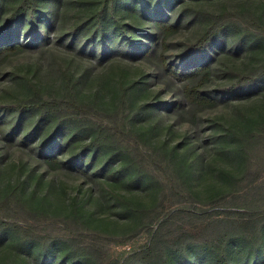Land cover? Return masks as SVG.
Here are the masks:
<instances>
[{
  "label": "rangeland",
  "instance_id": "obj_1",
  "mask_svg": "<svg viewBox=\"0 0 264 264\" xmlns=\"http://www.w3.org/2000/svg\"><path fill=\"white\" fill-rule=\"evenodd\" d=\"M38 1L37 20L25 16L21 25H10L11 37L0 38L25 45L24 51L0 65V107L6 114L10 102L26 96L27 80L49 99L64 98L68 83L76 98L123 115V146L132 145L134 151L111 155L106 147L98 149L94 153L97 169L70 163L69 150H78L89 138L63 127L64 133L74 136L62 140L58 151L62 166L49 169L38 148V135L23 142L21 129L11 133L9 117L0 113V224L10 226L0 229V264H68L63 249L83 245L102 249L105 262L136 264L129 256L145 246L153 231L164 239L182 231L212 239L226 221L240 215L256 216L264 210V160L257 181L249 188L237 191L229 178L241 176L245 161L256 160L259 150L264 151L260 136L264 130V77L240 93L225 94L222 88L234 81L238 72L264 63V0H172L161 12L149 7L148 14L138 12L136 6L156 0H119L116 16L125 24L123 38L134 40L138 49L125 54L111 51L104 56L97 50L99 36L91 37L94 15L108 0ZM18 2L0 0L1 30L6 29L7 17ZM214 17L224 25L214 48L190 57L188 44ZM154 18H167L178 25L168 40V62L212 66L211 80L203 90L216 97L217 105L200 112L194 122L172 113L175 94L157 80L156 58L142 56ZM104 28L107 41L122 37L109 18ZM112 49L117 48L113 45ZM23 118L22 128L34 124L37 113L25 111ZM44 127L47 134L54 129L48 121ZM102 167L105 171L96 172ZM184 179L193 194L187 192ZM101 180L144 204L147 211L136 221L133 213L126 212L102 189ZM17 181L22 182L31 211L5 199L6 186ZM73 202L80 206L79 221L66 216ZM227 217L229 220L223 221ZM29 232L57 237L61 245L43 250L37 242H29ZM172 261L213 264L212 258L196 247L190 249V258L172 256ZM230 263L264 264V252L256 259L246 254L244 245L235 243Z\"/></svg>",
  "mask_w": 264,
  "mask_h": 264
},
{
  "label": "trees",
  "instance_id": "obj_2",
  "mask_svg": "<svg viewBox=\"0 0 264 264\" xmlns=\"http://www.w3.org/2000/svg\"><path fill=\"white\" fill-rule=\"evenodd\" d=\"M117 1L119 0H108L109 4L94 15V31L91 38L99 36L101 46L97 50L102 56L111 51L124 54L127 52L135 53L138 49V44L134 40L123 38L126 28L125 24H122L116 16L118 12ZM170 3H172V0L165 2L156 0L148 6L137 5L136 10L148 14L149 7H151L152 12H161L164 9V4L170 5ZM38 8V0H19L7 17L6 29H0V38L11 37L12 29L10 25H21V21L25 16L37 20ZM107 18L110 19L113 27L122 34V37L117 38L115 41V38L108 41L105 39L104 21ZM151 24L152 35L142 56L144 58H156L157 80H160L167 90L175 94L176 101L171 106L172 113L179 115L184 121L194 122L200 112L217 105L216 97L203 90V87L211 80L212 66L209 63L179 66L168 62L165 55L168 50V40L177 32L178 25L167 18H154ZM223 27V23L214 17L205 31L193 43L188 44L187 54L193 57L198 52L204 53L212 50ZM137 31L141 32L142 30L137 29ZM113 45L117 49H112ZM24 49L25 45L17 41L2 42L1 40L0 65L10 57L21 53ZM262 77H264V63L248 72H238L234 81L222 85L223 92L225 94L230 93V95L240 93L242 90L254 86ZM27 83L29 86L28 94L16 98L7 105L10 109L6 113L9 117L8 129L14 134L21 129L23 142H29L38 135L40 140L38 148L44 154L43 161L49 169H58L62 166L63 159L58 151L60 152L62 147V140L70 141L74 136L69 132H83L89 138L84 144L79 145L78 150L75 147L69 150L71 158L67 161L70 163L81 166L93 165L97 169L98 167L94 164V153L103 147H106L111 155L123 154L125 151L133 153L132 145H129V147L123 146L122 136L125 125L122 122V114L109 113L103 107H97L92 102L76 98L68 83L65 85L68 93L60 99L46 98L41 93L40 88L31 80H27ZM176 88L177 90H175ZM31 110L37 113V120L34 124H25L22 128L24 123L23 113ZM0 113L6 115L1 107ZM117 119H120L118 124L116 123ZM46 121L52 123L54 128L49 134L44 133V123ZM63 127H67L69 132L64 133L62 131ZM260 136L264 138V130L261 131ZM247 158L246 155L245 159ZM263 160L264 151L259 150L256 160L252 162L250 160L245 161L241 176L228 175L233 184L237 185V191L249 188L257 181L261 169L260 162ZM103 171H105V167L98 169L96 172L101 173ZM100 184L102 189L106 190L117 202L124 206L126 212L134 214L136 221L147 211L144 204L131 200L126 195L116 191L107 181L101 180ZM183 184L186 186L188 193H194L186 179H184ZM4 192L7 202L20 204L24 209L30 211L33 209L27 201L28 198L26 199L22 193V182L17 181L13 185H7ZM66 216L79 221L81 216L80 206L73 202L71 212ZM226 220H229V218L227 217L223 221ZM0 226L1 230L10 227L6 223H1ZM222 228L221 231L213 235L212 239H201L189 231H182L164 239V237L153 231L145 246L132 252L129 257L136 264H173L172 256L188 259L190 258V249L196 247L200 252L209 255L213 264H231L232 244L244 245L246 254L256 259H258L260 251L264 252V210L256 216L240 215L235 220L226 221ZM26 236L32 238L29 240L30 243L37 242L43 250L50 248L53 244L61 245L57 243L58 239L54 236L35 232L26 233ZM63 252L67 254L68 264H82L84 261H91L92 264L114 263L110 259L105 262L104 251L95 246H77L76 249L72 250L65 248ZM115 262L117 264V261Z\"/></svg>",
  "mask_w": 264,
  "mask_h": 264
}]
</instances>
